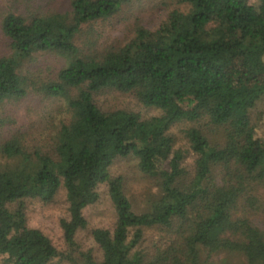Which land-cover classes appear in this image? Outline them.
Returning <instances> with one entry per match:
<instances>
[{
  "label": "trees",
  "instance_id": "obj_1",
  "mask_svg": "<svg viewBox=\"0 0 264 264\" xmlns=\"http://www.w3.org/2000/svg\"><path fill=\"white\" fill-rule=\"evenodd\" d=\"M28 1L27 12L10 10L0 20L10 42L0 56V127L6 103L31 91L63 100L69 118L49 149L30 148L19 135L0 141V264H217L219 254L227 256L223 264H264V113H252L264 84L248 83L264 76V0H179L183 8L156 29L137 25L124 45L103 49L80 45L84 27L134 0H71L66 11ZM40 52L64 59L42 82L24 69ZM234 59L238 77L227 74ZM106 90L132 93L160 114L105 110L97 100ZM182 122L190 124L188 149L172 133ZM130 155L156 184L139 209L123 176L111 174ZM103 184L117 219L112 229L92 230L98 259L77 235ZM61 190L69 210L60 221L65 251L28 224L26 205L52 202Z\"/></svg>",
  "mask_w": 264,
  "mask_h": 264
},
{
  "label": "rangeland",
  "instance_id": "obj_2",
  "mask_svg": "<svg viewBox=\"0 0 264 264\" xmlns=\"http://www.w3.org/2000/svg\"><path fill=\"white\" fill-rule=\"evenodd\" d=\"M34 1L37 4L40 2L43 11H66L71 2V0ZM30 5L28 0H0V20L7 11L25 13L29 10ZM176 8H183L179 0H134L111 18L86 25L78 41L82 47H86L90 42L97 43L96 47L99 49L124 45L134 36L137 25L154 30ZM9 43L0 25V56L10 52ZM63 64L64 59L61 56L52 52H40L25 65L24 69L27 73H30L35 81L39 79L42 82L54 78ZM227 74L231 77H238L241 74L239 60L234 59L229 62ZM248 83L264 84V76L249 80ZM97 101L105 110H133L139 112L143 117L160 114L159 109L145 106L132 93L106 90L99 95ZM183 108H188L187 104H183ZM252 113L254 118L260 113H264V95L258 101ZM2 114L6 117L7 124L0 127V141L19 135L30 148L41 146L44 149L51 147L58 123L69 118L63 100L49 99L42 93L34 91H31L28 96L21 100L8 101ZM189 125L188 122H182L172 128V133L177 138L178 147L189 148L184 133ZM212 140H216L215 134L212 135ZM194 160V153H188V157L184 162L185 166L191 169ZM111 174L113 176H123L127 193L137 209L145 206L150 193L156 191L155 181L141 172L138 159L133 155L118 158L111 167ZM99 191L100 200L85 210L88 227L78 232L77 241L82 250L93 249L96 257L101 259L102 251L92 237V230L97 227L112 229L117 218L109 196L108 186L106 184L101 185ZM262 192H264V189H262ZM26 205L28 224L44 231L60 250L65 251L67 245L60 226V221L63 218H69L65 191L61 190L52 202L46 203L39 199H31L26 201ZM261 219H264L263 215ZM157 237L158 234H153L151 239L146 242V246H151L152 242L157 240ZM215 260L217 264H223L227 260V256L219 254ZM228 260L235 262L237 258ZM61 264L68 263L63 262Z\"/></svg>",
  "mask_w": 264,
  "mask_h": 264
}]
</instances>
